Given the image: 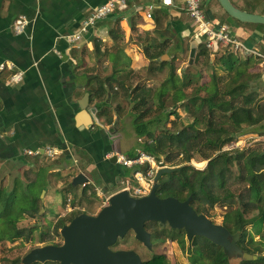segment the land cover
Returning <instances> with one entry per match:
<instances>
[{
    "label": "crops",
    "instance_id": "crops-1",
    "mask_svg": "<svg viewBox=\"0 0 264 264\" xmlns=\"http://www.w3.org/2000/svg\"><path fill=\"white\" fill-rule=\"evenodd\" d=\"M103 1L0 0V63L13 64L12 69L0 71V186L11 185L16 175L11 172L18 167L25 170L19 178L26 182L40 172L43 189L39 212L51 218L48 226L72 210L94 214L111 193L122 188L130 168L111 162L104 153L115 149L128 155L138 146L131 120L133 142L123 148L118 145L123 122L118 113L131 116L129 109L124 112L123 108L124 103H131L123 95L124 87L136 69L143 73L149 65L155 67L159 60L168 61L173 54L178 57L186 55V51L191 59L193 44L200 42L193 35V25L181 0H172L168 6L159 0H127L123 10L114 9L96 22L84 41L69 43L66 37L87 10ZM230 1L240 9L264 15V0ZM147 3L154 4L150 18L144 16ZM201 3L215 24L225 26L245 47L264 55V25L229 17L216 0ZM18 14L26 17L27 24L21 33H14L11 24ZM160 47L164 52L159 59L145 56V50L153 53ZM218 54L219 51L210 54V61ZM167 66L168 62L155 72ZM17 70L21 78L13 83L8 78ZM250 70L258 72L253 81L264 101V64L257 60ZM99 84L105 90V114H99L91 100ZM261 139L264 135L247 133L233 145L224 146L240 148ZM45 145L60 152L52 158L24 154L27 149ZM78 173L86 180L74 185L72 179ZM84 186L86 192L81 196ZM90 192L98 197L97 203H86ZM85 203L92 204L88 206L90 211L85 210Z\"/></svg>",
    "mask_w": 264,
    "mask_h": 264
},
{
    "label": "trees",
    "instance_id": "trees-1",
    "mask_svg": "<svg viewBox=\"0 0 264 264\" xmlns=\"http://www.w3.org/2000/svg\"><path fill=\"white\" fill-rule=\"evenodd\" d=\"M193 45L194 54L191 66H188L193 70L185 66L177 74V56L173 54L168 61L159 60L154 67L161 69L168 62L167 75L155 87L139 83H128L124 87L123 95L132 103L129 109L132 129L135 138L141 139L138 146L142 150L157 158L163 156L169 165H182L178 171L164 173L158 178L156 194L160 197L173 196L178 200H184L190 195L189 204L195 212L207 216H210L208 210L214 204L222 207L227 199L221 225L230 233L237 231V246L254 256L248 260L240 258L235 264H264V147L243 145L240 148L222 149L224 145H233L244 134L264 135V101L253 81L258 72L250 70L260 58L248 56L242 59L225 47L222 51L208 50L202 42ZM218 51L215 60L210 61V54ZM163 52L161 47L153 53L145 50V56L148 59H159ZM201 66L209 68L204 81L200 80ZM215 69L220 73H216ZM135 72L137 71L132 74ZM138 76L140 75L137 74L136 77ZM104 91L102 84H99L91 97L99 114L108 112ZM166 97L169 99L168 107L165 106ZM152 99L156 104L154 112L149 106V100ZM177 108H181L190 117L188 123L182 124L175 119L178 116ZM170 116L175 118L170 119ZM167 123H171V127H167ZM178 124L181 126H177ZM198 138H202L201 142ZM199 142L207 150L216 152L207 155L197 151L194 147ZM127 156H131V153ZM194 157L207 160L203 168L183 165ZM34 174L26 185H22L21 179L15 175L11 185L0 186V244H7L8 248L17 242V247L22 246V240L33 239L31 235L35 225H18L25 216L44 218L43 211L39 212V194L43 189V182L40 172ZM236 182L240 185L236 189L238 191H233L231 185ZM242 187L247 193L245 201L236 196ZM214 190H222V195ZM85 192L84 186L81 196ZM81 212L80 209L72 210L56 218L46 229L41 226L39 230L37 227L38 241L41 245L58 244L51 240L52 233L59 235L61 225ZM148 223L160 224L146 221L145 229ZM149 231L155 238L166 236L174 239L161 227ZM204 241L206 242L205 239ZM195 253L196 257H191V264H231L222 250L213 253L210 247L203 245ZM20 257L7 261L1 256L0 261L3 264H16L20 263ZM43 263L47 264L46 261ZM144 264L163 263L161 258H157Z\"/></svg>",
    "mask_w": 264,
    "mask_h": 264
},
{
    "label": "water",
    "instance_id": "water-1",
    "mask_svg": "<svg viewBox=\"0 0 264 264\" xmlns=\"http://www.w3.org/2000/svg\"><path fill=\"white\" fill-rule=\"evenodd\" d=\"M216 2L229 17L239 22L264 25L263 14L240 9L230 0ZM109 160L114 162V157ZM181 167L182 165L158 167L146 195L134 197L122 188L111 193L106 203L94 214L81 212L74 215L58 229L60 243L31 247L20 257V263L54 261L57 264H141L139 255L134 250H111L110 246L130 231L136 241L149 248V232L144 229L146 221L182 229L187 239L193 235L204 237L220 246L231 264L240 258H254L237 246V231L230 233L223 225L212 222L203 213H196L189 204L190 195L184 200H178L173 196L160 197L156 194L158 178L164 173L178 171ZM85 180L78 173L73 177L72 183L82 184Z\"/></svg>",
    "mask_w": 264,
    "mask_h": 264
},
{
    "label": "built area",
    "instance_id": "built-area-1",
    "mask_svg": "<svg viewBox=\"0 0 264 264\" xmlns=\"http://www.w3.org/2000/svg\"><path fill=\"white\" fill-rule=\"evenodd\" d=\"M161 5H171L172 0H159ZM182 8L185 15L189 18L193 25V35L200 38V42L208 50L217 51L223 47L228 48L233 53H240L246 56H258L260 63L264 64V55L255 49L245 47L234 35H232L225 26L217 25L207 16L201 0H181ZM127 0H104L103 2L92 6L87 10L78 22L73 33L66 37L69 43H80L84 41V36L91 30L96 22L106 18L114 9L121 11L126 7ZM153 3H147L144 6V16L151 17ZM27 24L24 15L18 14L12 20V30L14 33H21ZM194 38V39H195ZM196 40V39H195ZM5 68L12 69L13 64L10 62L0 63V71ZM21 78V71H14L9 76V81L15 83ZM139 142L141 139L136 138ZM225 148V149H224ZM229 146H223V150L230 149ZM59 149L53 146L45 145L41 149H27L24 154L27 155H44L47 158L54 157L59 153ZM104 157L110 159L114 157V161L121 166L130 168L129 178L123 180L122 188L126 189L128 194L134 197L146 195L151 187L152 178L155 170L163 166V160L160 157L145 152L139 146L135 147L131 156L124 155L119 150L111 149L104 153ZM133 182V184H131ZM121 188V189H122ZM65 206V210H67Z\"/></svg>",
    "mask_w": 264,
    "mask_h": 264
},
{
    "label": "rangeland",
    "instance_id": "rangeland-1",
    "mask_svg": "<svg viewBox=\"0 0 264 264\" xmlns=\"http://www.w3.org/2000/svg\"><path fill=\"white\" fill-rule=\"evenodd\" d=\"M210 19L213 20L212 17ZM185 53H186V55H178V57H176L175 65H176V67L178 69V72L176 70V72L178 74L180 72V67H182V66L183 67L191 66V59L188 58V56L190 54H189L188 51H186ZM187 54H189V55H187ZM214 60L215 59H213L212 61H214ZM188 68H190V67H188ZM190 70H193V69L190 68ZM135 71H137L135 73L139 74L140 76H138V78H137L136 77L137 74H135V73L131 74L132 76H131V78L128 81L129 84H133V83L142 84L143 83L146 87L153 88L159 83V81H161L167 75L168 67H166L162 71L155 72L154 65H151V66L149 65L147 70H145L143 73L141 71H139L138 69H136ZM207 72H209V68L208 67H206V66H201L200 67V75H201L200 80L201 81H204L206 79V73ZM215 72L216 73H220V71L218 69H215ZM131 106H132L131 103L130 104L124 103L123 104L124 112L127 109H130ZM149 106H150V110H152V112L156 111L154 109V107L156 106L154 99L149 100ZM165 106L166 107L170 106L168 97L165 98ZM176 111H177V114H178L177 118H175V116H170L169 117L170 119L175 118V119H177V121H181L182 124H186V123H188L190 121V117L184 111H182L181 108H177ZM118 114L120 115V116L119 115L118 116L123 121L122 122V127L120 128V131H119L120 136L118 137L119 138L118 139V145H119L120 148H123L124 145H128L129 143L133 142L132 141L133 134L130 131V123H129V121L132 119V116H129L128 114H125L123 112L122 113H118ZM166 126L167 127H169V126L171 127V123H167ZM177 126H181V124L180 125L178 124ZM198 139L201 142L202 138H198ZM261 141L262 142H258V141L251 142L248 145H249V147H252L251 145H254L253 143H255V145H256V143H260L261 146L260 145H257V146H260L261 148H263L264 147V140L261 139ZM200 142L194 147V149H196L197 151L198 150L202 151V153H205L207 155H209V154L212 155V154H214L216 152L215 150H210V149L207 150L206 148H204L202 146V144ZM246 143L244 145L248 146ZM160 157L163 160V164H164L163 166H165V165L166 166H176V165H169V163H166L164 161L163 156H159V158ZM178 157L179 156H177V158ZM206 161H207L206 159H202V158L200 159V157L199 158L198 157H194V158H191L188 162L184 163L183 165L190 164V165H192L190 167L201 169L206 164ZM229 161H230V159H229ZM193 162H197V163H193ZM36 165H37V163H36ZM42 165L44 166V164H42ZM34 168H36V167L33 166V169ZM24 171L25 170L23 168H19L18 167V168L15 169V171L11 172V175H14L15 172H16V175L18 176V179H20L23 176L22 173ZM5 183H7V182H5ZM5 183H2V184L5 185ZM21 183H22V185H26L27 184L25 180H21ZM131 184H133V182H131ZM239 185H240V183L236 182V183L231 185V189L233 191H238L236 189L239 188ZM5 186H8V185H5ZM214 191H215V193L222 195V190L221 191L214 190ZM239 191H240L239 194L237 193L236 196L238 195L237 197H238V199H241V201H245L246 198H247V195H246L247 193L245 192V190H243V187ZM69 192L74 195L73 191H69ZM25 194L28 195L27 193H25ZM57 195H58L59 198L62 199L63 195L60 192H58ZM89 201H91L93 203H97L98 202V197H96V195L94 193L90 192L87 195L86 203L88 204ZM227 201L228 200L226 199L225 202L223 203L222 207L219 206L218 204H214L213 207L208 210V213L210 215L209 217L213 221H215L217 223L221 222L222 213L225 210V208H227V206H226ZM86 203L84 204L85 210L86 211H90L88 206H90L92 204L86 205ZM50 220H51V218H48V217H44L43 219H41L39 217L29 218L28 216H25V218L23 220H21L18 223V225L22 226V227H29V226L35 225V230H34V232L31 235L33 237V239L31 241H29L28 239L26 241L22 240V242H23L22 246H18V247H17V243L18 242L14 246L9 247V248L7 247V244H0V257L3 256V257L6 258L7 261H9L10 259H13L16 256H22L31 247H33V245H35V243L39 242L38 241V237H37L38 236V232H39V230H41V226L44 229H46V227L50 224ZM37 227H38L39 230L37 229ZM160 227L164 228V230L170 236H172L174 238V242L176 241L177 244H179V247H183L184 238L182 236V233L178 229L167 227L165 223H163V224H161V223L160 224L148 223L146 225V230L148 231V230H151L153 228H160ZM169 239L170 238L166 237V236L164 238L156 239L155 240L156 241L155 250L156 251L165 252L166 255H168L169 257H173L174 259H176V262L178 261L179 264H191L190 263L191 258L190 257L186 258V254L183 252V250L181 251V253H179V251H178L177 247L175 246V244L173 242L171 243ZM51 240L60 243L61 237H60V235H55V234L52 233V239ZM113 247L121 248V249H133V250L139 252L143 257H145L147 255L145 250L141 247V245L138 243V241H136L133 238L131 233L125 234L122 238H120L116 242V244ZM235 262L236 261H234L233 263L235 264ZM46 263L47 264H55V262H53V261H46ZM0 264H3V262L0 261ZM16 264H21V263H16ZM37 264H44V263H39L38 262Z\"/></svg>",
    "mask_w": 264,
    "mask_h": 264
},
{
    "label": "flooded vegetation",
    "instance_id": "flooded-vegetation-1",
    "mask_svg": "<svg viewBox=\"0 0 264 264\" xmlns=\"http://www.w3.org/2000/svg\"><path fill=\"white\" fill-rule=\"evenodd\" d=\"M207 217L212 222L217 223V222L213 221L209 216H207ZM218 224H221V222L218 223ZM178 230L182 233V236L184 238V240H183V242H184L183 243L184 244L183 247H179V244H177L176 241L174 242V239H172V240L169 239V240H170L171 243L173 242L175 244V246L177 247L179 253H181V251L183 250V252L186 254V258H188V257L191 258L193 256L196 257V253H195L196 250H198V248L201 249L203 247V245L206 246V247H210L213 250V253H218L219 251L221 252V247L220 246H217V245L211 243L210 241H208L204 237L197 236V235H193L190 239H187L185 237L184 231L182 229H178ZM147 232H149L150 247L147 248L145 245H143L141 242L138 241V243L145 250V252L147 253V255L145 257H143L139 252H137V251L134 250L139 255L141 264L148 263V262L152 261V259H157V258H161L163 264H179L178 261L176 262V259H174L173 257H169L168 255H166L165 252H163V251H156L155 250V243H156L155 240L158 239V238L153 237L152 234H151V232L149 230ZM127 233H131V232L129 231ZM131 235L133 236L132 233H131ZM119 239L120 238H118V240ZM204 239L206 240V242L204 241ZM118 240H116V242ZM116 242L112 246H110V249L111 250L121 249V248H115V247H113L116 244ZM210 243L213 244V245H211Z\"/></svg>",
    "mask_w": 264,
    "mask_h": 264
}]
</instances>
